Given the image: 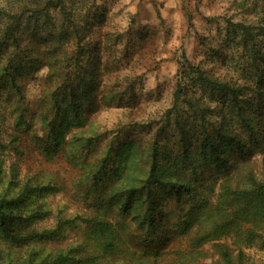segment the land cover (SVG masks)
<instances>
[{
	"label": "trees",
	"instance_id": "16d2710c",
	"mask_svg": "<svg viewBox=\"0 0 264 264\" xmlns=\"http://www.w3.org/2000/svg\"><path fill=\"white\" fill-rule=\"evenodd\" d=\"M258 1L263 4L259 34L243 24L233 31L254 67L251 84L195 71L202 94L187 104L197 117L176 125L180 147L170 173L160 163L158 140L140 166L131 156L132 144L120 149L125 160L131 158L122 165L114 164L119 145L114 149L111 144L101 160L88 164L81 163L73 148L64 150L69 163L82 168L78 185L89 201L87 213L68 218L58 213L53 228L39 230L34 225L51 212L36 201L56 193L58 185L32 178L19 182L17 171L6 178L0 168V264H158L170 242H188L194 261L204 245L214 243L218 259L210 264H250L244 249L264 251V77L258 74L264 68L258 47L264 35V0ZM86 12L83 5L67 6L65 0H0V90L20 96L25 76L47 70L41 101L47 136H28L47 156L62 148L60 136L70 125H84L81 103H92L98 81L96 70L82 64L84 40L100 19L96 13L87 18ZM179 92L167 123L178 113ZM211 103L230 118L217 121ZM17 126L24 127L20 133L28 128L21 115ZM80 133L74 142L88 149L93 138ZM13 140L19 143L22 136ZM13 150L20 153L18 146ZM255 154L262 157L259 173L250 161ZM80 226L85 227L84 239L76 246L54 252L43 248L64 236L66 228Z\"/></svg>",
	"mask_w": 264,
	"mask_h": 264
},
{
	"label": "rangeland",
	"instance_id": "374dc122",
	"mask_svg": "<svg viewBox=\"0 0 264 264\" xmlns=\"http://www.w3.org/2000/svg\"><path fill=\"white\" fill-rule=\"evenodd\" d=\"M65 1L67 6L83 5L85 12L89 9L86 17L89 13L88 17L96 13L100 18L84 40L83 67L96 70L98 76L91 93L92 103H81L84 125H70L60 136L62 148L47 156L28 139L32 134L41 138L47 136L41 102L47 70L25 76L21 81L23 90L20 96L0 90V168L3 174L7 178L15 170L19 182L32 178L46 184L52 182L59 188L56 193L36 201L51 212V217L34 225L39 230L53 228V217L58 213L67 218L87 213L89 201L83 199L78 185L83 176L82 168L69 163L64 150L73 148L81 163L88 164L101 160L111 144L114 149L119 145L120 156L115 157L114 164L122 165L131 158L125 160L120 149L132 144L133 147L129 146L133 148L131 156L140 166L148 162L150 147L158 140L160 163L170 173L180 147L176 125L197 117L187 104V100H195L202 94L195 71L200 70L208 77L250 85L249 78L255 70L237 39L239 37H236L238 33L233 31L235 26L243 24L253 27L255 35L259 34L263 20V4L258 0ZM259 38L258 47L264 53V35ZM258 74L264 77L263 67ZM179 90L178 113L167 123L166 115L173 109ZM76 100L81 101L79 97ZM210 107L216 110L214 118L217 121L230 118L221 107L215 108L213 103ZM18 115L23 116L28 125L22 133L24 127L17 126ZM163 123L166 128L159 132ZM80 132L85 133L83 138H93L88 149L79 148L74 142L81 136ZM19 135L22 140L13 142ZM16 146L20 153L13 150ZM250 161L256 172L262 171L259 154L251 156ZM165 206L163 203L164 210ZM84 229L82 226L68 227L64 236L44 243L43 248L49 252L66 251L84 239ZM189 250L188 242H170L162 250L163 256L157 263L182 264L189 260L193 264H210L218 259L214 243L204 245L195 261ZM244 251L250 264H264V251L257 248ZM123 262L117 260L114 264Z\"/></svg>",
	"mask_w": 264,
	"mask_h": 264
}]
</instances>
